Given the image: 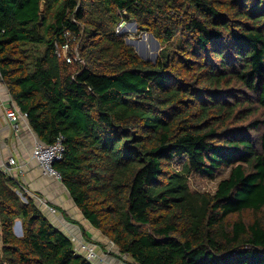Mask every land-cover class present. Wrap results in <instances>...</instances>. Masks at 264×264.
I'll return each mask as SVG.
<instances>
[{
    "label": "trees",
    "instance_id": "1",
    "mask_svg": "<svg viewBox=\"0 0 264 264\" xmlns=\"http://www.w3.org/2000/svg\"><path fill=\"white\" fill-rule=\"evenodd\" d=\"M129 20L154 63L116 32ZM0 78L40 141L62 136L54 168L120 255L264 264V0H0ZM0 264H96L1 167Z\"/></svg>",
    "mask_w": 264,
    "mask_h": 264
},
{
    "label": "crops",
    "instance_id": "2",
    "mask_svg": "<svg viewBox=\"0 0 264 264\" xmlns=\"http://www.w3.org/2000/svg\"><path fill=\"white\" fill-rule=\"evenodd\" d=\"M15 105L6 86L0 80V167L7 165L9 158H14L20 172L14 174V170L12 174L16 175L24 192L35 199L52 224L67 235L81 234L98 246L100 254L106 252L107 262H118L120 257L116 252L117 247L84 218L62 181L43 174L38 164L31 158L32 146L38 138L28 119L19 115L17 128H13L5 117V107H16ZM48 206L53 207L55 211L51 212Z\"/></svg>",
    "mask_w": 264,
    "mask_h": 264
},
{
    "label": "built area",
    "instance_id": "3",
    "mask_svg": "<svg viewBox=\"0 0 264 264\" xmlns=\"http://www.w3.org/2000/svg\"><path fill=\"white\" fill-rule=\"evenodd\" d=\"M66 48L67 44L63 45V49L66 50ZM74 59H76V57H74ZM66 60L70 61V58L67 57ZM4 112L5 117L9 120L13 128H17L16 122L19 115L27 118V114L22 112L18 106H7L5 107ZM63 152L64 146L62 142V136L58 135L50 144H45L39 139L35 140L32 146L31 158L38 164L43 174L51 176L57 180H61L60 174L54 168L53 164L62 158ZM13 165L16 166L12 167ZM1 169L4 173L10 174L12 176H16L12 174L14 170V174H18L20 172V168L14 158H9L8 164L2 166ZM48 208L51 212L55 211V209L51 206H48ZM69 237L74 244L75 251L96 264H134L129 257L126 255H120L118 251H116L119 254L118 257H120L118 262H107V257L105 255L106 252L100 254L98 246L91 240L87 239L81 234H70Z\"/></svg>",
    "mask_w": 264,
    "mask_h": 264
},
{
    "label": "rangeland",
    "instance_id": "4",
    "mask_svg": "<svg viewBox=\"0 0 264 264\" xmlns=\"http://www.w3.org/2000/svg\"><path fill=\"white\" fill-rule=\"evenodd\" d=\"M116 32H117V27H116ZM141 34H142V32L139 33V32H137V29H136L135 31L124 33L123 39H125V37L139 39L141 37ZM179 40H180V37L177 36L174 39H172L171 44L173 46H177L179 43ZM160 49H161V44H160V47L158 49H156L154 42L152 43L150 50H149V48H147V50L152 52V53H159ZM157 56H158V54H157ZM181 162L182 161H179L178 159H176L172 162V166L174 168L179 169ZM228 170H229V167H224L223 169L219 170L214 177H211V178L202 177L199 175L192 174L191 176H189V185H190L192 190H198L200 192L213 193L215 188H216L217 182L226 176ZM253 216H254V213L250 210H246L243 213V218L245 221H250L253 218ZM13 229H14V232L16 234H18V235L21 234L19 221H17L15 223ZM110 253H113V252H110Z\"/></svg>",
    "mask_w": 264,
    "mask_h": 264
},
{
    "label": "water",
    "instance_id": "5",
    "mask_svg": "<svg viewBox=\"0 0 264 264\" xmlns=\"http://www.w3.org/2000/svg\"><path fill=\"white\" fill-rule=\"evenodd\" d=\"M119 24L117 25L118 34H124L127 33V31H135L137 29V24L135 20L121 21ZM146 39H148L151 46L152 43L154 42L156 49L160 47L159 41L150 32H142L141 37L139 39L125 37L124 42L125 44L133 48V50L139 56V58H141L144 61H149L154 63L157 59L158 53H152L147 50ZM22 199L24 200V197H22Z\"/></svg>",
    "mask_w": 264,
    "mask_h": 264
},
{
    "label": "clouds",
    "instance_id": "6",
    "mask_svg": "<svg viewBox=\"0 0 264 264\" xmlns=\"http://www.w3.org/2000/svg\"><path fill=\"white\" fill-rule=\"evenodd\" d=\"M118 251V250H117Z\"/></svg>",
    "mask_w": 264,
    "mask_h": 264
}]
</instances>
